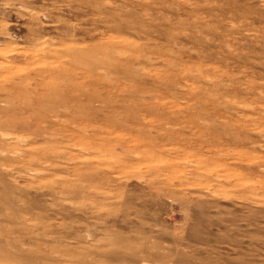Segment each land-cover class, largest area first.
I'll use <instances>...</instances> for the list:
<instances>
[{
    "label": "rangeland",
    "instance_id": "rangeland-1",
    "mask_svg": "<svg viewBox=\"0 0 264 264\" xmlns=\"http://www.w3.org/2000/svg\"><path fill=\"white\" fill-rule=\"evenodd\" d=\"M0 264H264V0H0Z\"/></svg>",
    "mask_w": 264,
    "mask_h": 264
}]
</instances>
